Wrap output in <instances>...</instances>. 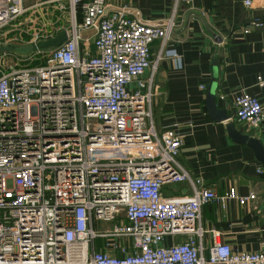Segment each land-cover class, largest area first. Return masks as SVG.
Instances as JSON below:
<instances>
[{
  "label": "built area",
  "instance_id": "built-area-1",
  "mask_svg": "<svg viewBox=\"0 0 264 264\" xmlns=\"http://www.w3.org/2000/svg\"><path fill=\"white\" fill-rule=\"evenodd\" d=\"M49 1L70 6L59 31L67 38L0 67V264H264V248L214 240L206 251L203 206L228 195L182 164L175 124L155 123L156 73L178 0L161 20L111 0H0V44L50 38L51 27L21 29ZM261 26L253 17L244 31ZM256 84L264 87V73ZM232 118L259 130L258 96L236 94ZM182 181L186 194L165 195Z\"/></svg>",
  "mask_w": 264,
  "mask_h": 264
},
{
  "label": "crops",
  "instance_id": "crops-1",
  "mask_svg": "<svg viewBox=\"0 0 264 264\" xmlns=\"http://www.w3.org/2000/svg\"><path fill=\"white\" fill-rule=\"evenodd\" d=\"M111 1L115 7L128 4L134 14L155 20L169 16L176 5V0ZM176 16L177 25L156 73L155 123L159 129L175 124L183 135L182 164L208 187L228 195L203 206L206 251L214 240L238 250L263 249L264 163L252 146L231 136L227 120L210 115L207 96L211 86L217 105L232 116L235 96L244 89L258 96L264 107V87L256 84L258 75L264 73V0H254L251 8L243 0H178ZM253 17H260L263 26L245 32L244 25ZM160 48V41L155 40L153 58ZM175 53L181 58L176 60ZM232 119L237 129L264 143V120L259 130L249 131L245 123ZM188 187L186 181L169 183L164 193L182 196ZM252 191L256 197L245 201L232 195L249 196ZM171 240L169 236L166 242Z\"/></svg>",
  "mask_w": 264,
  "mask_h": 264
},
{
  "label": "water",
  "instance_id": "water-1",
  "mask_svg": "<svg viewBox=\"0 0 264 264\" xmlns=\"http://www.w3.org/2000/svg\"><path fill=\"white\" fill-rule=\"evenodd\" d=\"M68 36V31L60 32L55 37H50L46 40H39L34 43H6L0 44V52H12L18 55H30L40 49H48L60 44L64 39ZM214 74L218 76V66L214 67ZM207 109L210 115L217 120H227V128L231 136L239 141L245 142L252 146L255 149L257 158L264 163V143L260 138L250 135L249 133H245L239 129H237L235 123L233 122L232 115H230L227 109L219 107L216 102V96L214 92L211 90V86L209 88L208 96H207Z\"/></svg>",
  "mask_w": 264,
  "mask_h": 264
},
{
  "label": "rangeland",
  "instance_id": "rangeland-1",
  "mask_svg": "<svg viewBox=\"0 0 264 264\" xmlns=\"http://www.w3.org/2000/svg\"><path fill=\"white\" fill-rule=\"evenodd\" d=\"M35 0H26V3L32 4ZM43 9L39 7L31 15L27 13L25 21L21 24L22 28H39V27H51L53 30L52 35L56 36L60 30L70 26V6L68 2L64 1L59 3L57 1H49L45 4ZM51 35V36H52ZM50 36V37H51ZM17 54L0 52V67H7L10 63H13L17 59ZM102 224L109 226L112 222L101 221Z\"/></svg>",
  "mask_w": 264,
  "mask_h": 264
}]
</instances>
